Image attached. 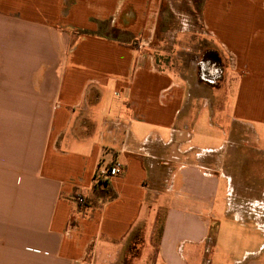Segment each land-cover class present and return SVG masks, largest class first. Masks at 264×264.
I'll return each mask as SVG.
<instances>
[{
	"label": "crops",
	"instance_id": "obj_1",
	"mask_svg": "<svg viewBox=\"0 0 264 264\" xmlns=\"http://www.w3.org/2000/svg\"><path fill=\"white\" fill-rule=\"evenodd\" d=\"M198 39L214 84L157 60ZM227 70L263 92L260 117L234 98L228 132L264 127V0H0V264H206L226 177L191 124L221 113ZM115 164L116 197L82 212L73 196Z\"/></svg>",
	"mask_w": 264,
	"mask_h": 264
},
{
	"label": "rangeland",
	"instance_id": "obj_2",
	"mask_svg": "<svg viewBox=\"0 0 264 264\" xmlns=\"http://www.w3.org/2000/svg\"><path fill=\"white\" fill-rule=\"evenodd\" d=\"M168 19H171L170 15ZM159 48L158 61L181 70L186 69L200 82H216L217 75H211L209 70L211 63L216 66L223 64L211 45L203 39L195 41L192 51L180 53L169 42L162 43ZM227 72L230 75L229 90L226 91V102L221 113L214 108L213 113H218V117L210 115L209 108L202 107L200 102L199 114L191 124L194 142L199 147H218L215 152H202L207 168L211 173L222 174L228 179L223 178L221 181L218 198L222 201L218 199L215 217L209 226L210 240L203 245L208 248L205 261L206 264H231L233 260L241 261L244 250H255L247 262L264 264V127L252 122V128L235 124L233 133L227 130L234 98L239 94L238 114H247V105L250 103L255 104L257 109L255 117H260L263 92L250 90L246 80L242 81L239 74ZM238 82H241V88L237 92ZM215 99L212 98L213 103ZM211 122L222 127L217 129L214 125L210 126ZM205 136L208 140L203 139ZM226 190L227 201L224 200ZM225 208L229 215L224 214ZM144 255L142 264H150V258Z\"/></svg>",
	"mask_w": 264,
	"mask_h": 264
},
{
	"label": "trees",
	"instance_id": "obj_3",
	"mask_svg": "<svg viewBox=\"0 0 264 264\" xmlns=\"http://www.w3.org/2000/svg\"><path fill=\"white\" fill-rule=\"evenodd\" d=\"M105 169H109L106 167ZM107 176L100 175V170L95 174V183L90 188L89 192L83 197L81 204L77 202V195L73 196L72 201L79 205L82 212H89L92 215L95 211L100 210L103 205L116 197L115 191L108 183Z\"/></svg>",
	"mask_w": 264,
	"mask_h": 264
},
{
	"label": "built area",
	"instance_id": "obj_4",
	"mask_svg": "<svg viewBox=\"0 0 264 264\" xmlns=\"http://www.w3.org/2000/svg\"><path fill=\"white\" fill-rule=\"evenodd\" d=\"M120 173L121 169L118 164L109 167V169H103L100 171V175L107 177H115L118 176ZM76 199L79 204H81L83 201V197L81 195H77Z\"/></svg>",
	"mask_w": 264,
	"mask_h": 264
}]
</instances>
